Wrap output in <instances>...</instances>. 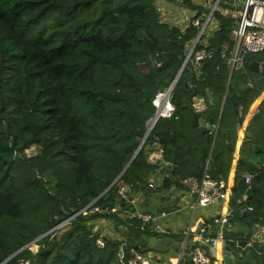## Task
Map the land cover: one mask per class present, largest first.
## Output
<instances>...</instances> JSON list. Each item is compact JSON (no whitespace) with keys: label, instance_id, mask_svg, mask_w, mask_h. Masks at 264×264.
<instances>
[{"label":"trees","instance_id":"obj_1","mask_svg":"<svg viewBox=\"0 0 264 264\" xmlns=\"http://www.w3.org/2000/svg\"><path fill=\"white\" fill-rule=\"evenodd\" d=\"M185 1L199 10L197 15L205 10ZM234 1L221 0L214 13L219 21L209 41L214 57L201 64L199 73L188 63L172 92L179 117L160 118L146 138L157 110L153 101L181 70L197 27L172 26L156 0H0V264H129L119 260L121 245L114 240L106 238L105 246H98L105 234L94 228V221L108 217L131 236L158 234L150 223L142 228L138 219L102 211L117 201L118 176L138 188L155 172L158 164L147 156L157 138L165 139V157L176 158L182 178L202 173L212 144L189 156L191 128L203 135L198 118L190 127L184 119L194 114L186 105L189 70L209 114L219 120L213 174L219 178L223 167L226 176L237 118L242 121L264 92V74L250 68L263 54L248 55L245 67L231 76L221 57L219 47L233 44L236 18L224 10L233 8ZM255 114L260 116L252 118L249 129L256 137L260 130L264 146V122L257 127L264 120V98ZM32 145L39 150L27 156ZM249 146L253 143L243 144L241 154L252 158ZM244 166L239 160L235 205L247 193L253 207L247 218L253 225L264 224V166L251 184ZM172 184L166 176L163 188ZM86 207L100 210L85 214ZM66 218L69 226L58 236L57 226ZM51 229L35 241L36 251L31 244L8 259ZM126 252L129 257V247Z\"/></svg>","mask_w":264,"mask_h":264},{"label":"built area","instance_id":"obj_2","mask_svg":"<svg viewBox=\"0 0 264 264\" xmlns=\"http://www.w3.org/2000/svg\"><path fill=\"white\" fill-rule=\"evenodd\" d=\"M176 1H179V3L186 2L185 0ZM207 1L211 0H193V4L202 6ZM214 1L216 2L212 9H209V11L206 12L202 10L199 15H197V12H199L197 9H188V12H184L186 8L176 6L177 8L181 9V11L183 10V12L177 11L179 14L177 17L179 19L176 21V23L178 25L183 24V30H185L190 25L198 28V35L192 40V45H190L191 47L185 60L186 65L188 63L193 64L195 70L198 73L200 72L201 64L206 59H212L215 54V49L209 46V41L213 32L218 28L219 25V21L214 17V13L219 7L221 0ZM169 4L171 3L169 2ZM158 9L161 13V16L163 18L166 17V13L161 11V5H158ZM203 11L205 13H202ZM224 12L236 18V23L232 27L230 34L233 44L231 42H224L222 46L219 47L221 50L222 60L228 65L231 76L234 72L242 70L245 67L246 58L248 55L253 53H264V0H243L240 8L239 6L235 5L234 1L233 8L224 10ZM198 45H202V47L198 48ZM219 68L220 64L217 65V69ZM249 84L250 86H253L252 82ZM169 89L170 87L163 92H159L153 101L157 108L156 112H158V114H155L150 120V126L148 128L149 130L151 129L155 120L156 124L160 118L179 117L176 115L177 109L172 101V92H170ZM148 134L146 135V138ZM146 138H144L140 148L144 144ZM213 147L214 143H212L210 154L206 159L204 169L199 176L192 175L186 178L181 177L178 183L172 184L168 189H165L163 188V182L167 176L165 175V171L172 170L174 168V162L172 160L166 159L164 146L161 142V139H155L152 145L153 150L148 153L147 160L153 165L158 164V167L154 173L147 177L148 188L150 190H157L159 187H161L163 193L164 191H168L170 195H189L191 197L189 210L193 212L194 216L197 210L201 207L215 205L220 200H229L231 198L232 188L228 186L224 179L222 180L216 178L213 174ZM253 176L254 175L251 174H245V180L248 184L252 183ZM120 177L118 176V178L114 181L115 183L118 182L116 192L118 203L110 207H104L102 211L108 213H118L119 216L124 220L138 219L142 222V228H144L146 224L150 223L156 232H163L164 227L161 223L156 222L158 217L154 215L153 211L150 210L149 207L141 206V203L145 201L143 192L139 191V193H136L134 185L127 183L124 180L119 181ZM163 193L159 194V196L163 195ZM249 198L250 196L247 193H244L237 200V206H244ZM121 203H123V205L128 209L122 207ZM88 207L84 208L85 214L100 210L99 207H94L88 211ZM247 210L251 211L253 210V207L249 204ZM164 214L165 213L162 215ZM71 217H74V215ZM216 222L225 226V230L230 232L235 231V225L231 220V210L222 212L220 218L216 219ZM208 231V227L204 226L203 224L197 227L195 224L191 223L188 227V230L186 231V234L187 236H190L191 233L194 232L195 234L193 233L192 239L194 242L190 246H183L181 249V255L186 253L187 249H190L189 254L195 264H225L223 261L220 263H214L212 256L210 255L215 251V249H219L218 246H220V242L224 238L220 239L222 235H219L221 237L210 236ZM262 237H264V224L257 223L251 238L260 240ZM251 238L248 241V246L254 245V242L251 240ZM97 244L99 247L105 246L106 238L104 235H101V237L97 239ZM34 248H36V251L38 246L36 245ZM126 248L127 246H125L124 243L121 245L119 250V260L122 263L128 262L129 264H156V256L152 254L151 251L145 252L134 247H129L130 255L128 257ZM29 263V261L22 262V264Z\"/></svg>","mask_w":264,"mask_h":264},{"label":"crops","instance_id":"obj_3","mask_svg":"<svg viewBox=\"0 0 264 264\" xmlns=\"http://www.w3.org/2000/svg\"><path fill=\"white\" fill-rule=\"evenodd\" d=\"M243 0H235V5L239 6L242 4ZM156 4L157 3L156 1ZM165 3H163L164 5ZM232 4V3H231ZM232 9V5L231 8ZM228 10V9H227ZM167 17V14H166ZM164 17V19L166 20V22H169L171 24H174L172 21H168L167 18ZM177 17V15H176ZM170 19V17H169ZM179 27H183V24L180 25H176ZM257 59V58H256ZM255 59V60H256ZM254 60V61H255ZM253 62V61H252ZM251 62V63H252ZM250 63V64H251ZM260 71H256L254 69H252L255 72L258 73H262L264 74V59L261 58L260 61ZM260 98H258V100L256 99V102H254L252 104V107L250 109V113L249 114H243V120L240 122H237V130H236V136H237V142L234 148L237 150V153L233 155V160H232V164L229 168V171L227 172L226 176L224 175L223 172V167H221V171L218 174L219 175V179H224L226 178L225 181L228 186L230 188H232V192H233V188L236 184V174L239 168V159L238 156L241 155V153H238V151H241V147L243 144L248 143V145H251L252 140L248 137L245 138V132L247 131H251L254 136L256 137V133H254V131H252L251 129H249L250 127V122L252 120V118H254L255 116H260V114H255L256 109L258 108V105L261 103V101L264 98V92L261 96H259ZM210 98V97H209ZM212 100H210L211 102ZM188 107L190 108V111H192L194 114H186V116L184 117L185 119V123L190 127L193 125V122L195 119L198 118L199 121V117L197 115V113L192 110L191 106L188 105ZM208 113H209V109H208ZM212 118H214L212 116V114H209ZM221 116V114H220ZM239 118L241 116H238ZM259 118V117H258ZM215 119V118H214ZM264 120L263 118H261L260 120H258V126H262ZM192 129V144L193 146L191 147V151H190V157H193V155L196 154V152L198 151L199 147H207V142H210L206 136V134L203 133L202 129L200 128V121H199V130L202 132L203 135H201V133L199 131H196L195 129ZM257 134L259 137H256L258 140L259 144H262V135H260V130H256ZM264 140V139H263ZM212 144V143H211ZM194 153V154H193ZM253 153V157L252 159L256 160V161H263L262 157H264L263 155H260L259 153ZM251 153V154H252ZM193 154V155H192ZM215 158V157H214ZM191 159V158H190ZM241 161V160H240ZM174 162V160H173ZM190 165V164H189ZM192 166V165H190ZM193 167V166H192ZM225 169V168H224ZM243 175L245 176V174H248V172L246 171L245 166L241 169ZM165 194V195H164ZM164 197L161 199V203L165 202L167 199V196H169L170 194L168 193V191H164L163 193ZM233 193L231 194V198L229 200L226 201H219L217 204L215 205H210V206H206V207H201L197 210L195 216L193 215V212L191 210H189V204L191 202V197L189 195H177L174 194L172 195V199L169 201L168 205L170 207L176 205L178 203V205L181 206V209L178 210L177 212H171L170 214H164L161 217H159L157 219L156 222H159L163 225L164 227V231L160 232L158 234L152 235V236H142L144 238L145 241H147L148 245H147V250L151 251L152 254H154L155 256H157L158 259H160L159 261H156V264H170V260L172 256H178V252H181L182 247L185 245L190 246L193 244L194 240L193 239V233H191L190 236H187L186 231L188 230V227L191 223L195 224L197 227L200 225H204L206 227H208L209 231L208 234H210V236H219L221 237L220 239H228V238H235L238 236H242L246 233L248 234H253V231L255 230L256 224L253 225L250 220L247 218V215H244V213L241 212H237L235 215H231V219L235 225V231L236 233L241 232L240 234H236L234 232H230L228 230H225V226H223L222 224L216 222V220L214 221H210L212 217L217 216L218 214H221L222 212L226 211V210H231V212L235 209H237V206L234 203L233 200ZM232 214V213H231ZM106 218H101L100 221L97 220L94 221V228L98 231H101L103 234L108 235V237L112 238L113 240H117V239H122L124 238L123 234L121 232H119V230L117 229L116 225L114 223H112L110 220H106ZM195 234V233H194ZM232 234H236V235H232ZM260 240L264 241V237H262ZM222 243L220 242V246H218L219 249H215V251L210 254L212 256V260L214 263H220V262H224V260H222ZM151 248V250H150ZM156 249V251H154V249ZM178 248L179 251L177 253L174 252V249ZM251 261L254 262L255 264L258 263V257L255 256L253 258H251Z\"/></svg>","mask_w":264,"mask_h":264},{"label":"water","instance_id":"obj_4","mask_svg":"<svg viewBox=\"0 0 264 264\" xmlns=\"http://www.w3.org/2000/svg\"><path fill=\"white\" fill-rule=\"evenodd\" d=\"M180 42L183 41V38H180ZM260 58H257L255 61H253L250 64V68L260 71ZM186 65V61L184 66ZM183 68L179 71L177 76L175 77L174 81L172 82L169 91L172 92V90L176 87L179 78L183 72ZM264 70V67H263ZM187 77L186 86L188 87V92L190 99L186 102V105H190L192 110H194L200 121V128L202 129L203 133L206 134L208 140L212 143H214L216 134L219 128V120L216 121L214 118H212L208 113V106L206 104L205 98L199 93V90L196 87V83L194 82V76L192 74V70H189V72L185 75ZM158 114V112H156ZM238 122H240V118H237ZM156 120L152 124V127L150 130H148L147 134L150 133L152 128L154 127ZM248 137L253 142V149L255 153H263L264 154V146L258 143L257 138L254 136V134L251 131L245 132V138ZM161 142L163 146L165 145V139H161ZM215 148L217 152L220 151V147L218 145H215ZM230 151L232 154H236L237 150L233 146H229ZM136 155V154H135ZM238 159L244 162L246 171L248 174L256 175L259 170L264 166V162L256 161L252 158H248L246 155H239ZM133 160V159H132ZM132 160L127 164L124 171L128 168ZM165 175L168 177H171L174 180V183H178L180 178L182 177L181 171L179 169V166L177 164L176 158L174 157V168L172 170H166ZM120 177V176H119ZM139 189L143 192L145 201L141 203V206L143 207H151L153 209V213L156 217H160L163 213L170 214L171 212H177L181 209V206L178 205V203L172 207L168 205L169 201L172 199V195L167 196V200L163 203H161V199L164 197L163 195H160L163 190L161 187H159L157 190H150L147 186V178L143 179V182H138ZM117 196V195H116ZM234 203L235 198L233 197ZM96 201V200H95ZM94 201V202H95ZM92 202V204L94 203ZM118 201H115V204H117ZM91 204V205H92ZM250 204V200L246 202V204L242 207H237V209L233 210L231 215H235L237 212H243L244 215H247L248 210L247 207ZM110 205V204H109ZM108 204H105L104 207L109 206ZM121 206L128 209L126 206L121 203ZM221 214H218L217 216H214L211 218L210 221H214L218 218H220ZM62 221V220H61ZM60 221V222H61ZM59 222V223H60ZM55 228V227H54ZM118 228L121 230L124 239L122 240H115L114 244L117 243H125V246H130L137 248L142 251H147V241L144 240V238L133 235L131 236L126 230L120 226ZM53 229V228H52ZM45 232L32 242L28 243L27 245L23 246L19 250H17L14 254H12L8 259L15 256L17 253L24 250L27 246L31 244H35V241L43 237L45 234H47L49 231ZM251 237V234H244L242 236H238L235 238H228L221 240L222 243V260H224L225 264H255L251 261V258L257 256L258 257V263L257 264H264V241L259 239H253L251 240L254 242V245L248 246V241ZM107 238V237H105ZM111 240L110 238H107ZM179 251L178 248L174 249V252L177 253ZM190 249L186 250V253L181 255V252H178V256H172L170 260V264H195L192 260V257L189 254ZM7 259V260H8ZM156 260H160L158 258H155ZM6 260V261H7ZM5 261V262H6Z\"/></svg>","mask_w":264,"mask_h":264},{"label":"rangeland","instance_id":"obj_5","mask_svg":"<svg viewBox=\"0 0 264 264\" xmlns=\"http://www.w3.org/2000/svg\"><path fill=\"white\" fill-rule=\"evenodd\" d=\"M157 1V3H159V4H157V6L158 5H161V11H163L164 13H166L167 14V20L168 21H172L174 24H172V26L173 25H177V23H176V21H178V17H176V15H179L178 14V12L177 11H179V12H183V10L181 11V9H179V8H177L176 6H180V7H182V8H186V10L184 11V12H188V9H192V10H194L193 8H192V6H190L188 3H186V2H183V3H179V1H176V0H156ZM169 2L171 3V4H169ZM215 2L216 1H214V0H211V1H207V2H205V4L204 5H202V7H204L205 8V12L206 11H209V9H212V7L215 5ZM163 3H165L164 5H163ZM201 6V5H200ZM198 10V9H197ZM202 12V13H205V12ZM200 13H201V11H200ZM169 17H170V19H169ZM190 45H192V41H190V42H188V51H189V49H190ZM261 54H263V56H264V53H261ZM258 98H260V97H258ZM258 98H257V100H258ZM254 102H256V100L254 101ZM250 112H248V114H249ZM194 129V128H193ZM191 133V132H190ZM237 140V139H236ZM237 142V141H236ZM236 142H235V145H234V147L235 146H237L236 145ZM248 149H252V150H254L251 146H249L248 147ZM38 147L36 146V145H32V146H30L29 148H27L26 149V154H27V156H32V155H35L37 152H38ZM238 153H241V151H238ZM260 155H263L262 153H259ZM262 159L264 160V157H262ZM226 178H224V180H225ZM226 181V180H225ZM227 182V181H226ZM134 189H135V191H136V193H139V191H140V189H139V187L138 188H136V187H134ZM74 216H75V214H73ZM77 216V215H76ZM100 219L101 218H96V222H97V220L98 221H100ZM68 220H69V218H66V219H64V220H62L60 223H59V225L57 226V227H61L60 229H61V231H59V232H57V235L58 236H60V234H61V232H62V230H64L67 226H69V223H67L68 222ZM106 220H110V219H108V217L106 218ZM105 220V221H106ZM112 223H114L112 220H110ZM92 222V221H91ZM68 228V227H67ZM66 228V229H67ZM32 246H34V247H36V244L35 245H32ZM33 247V248H34ZM121 247V246H120ZM36 249V248H35ZM154 249V251H156V249L155 248H153Z\"/></svg>","mask_w":264,"mask_h":264},{"label":"clouds","instance_id":"obj_6","mask_svg":"<svg viewBox=\"0 0 264 264\" xmlns=\"http://www.w3.org/2000/svg\"><path fill=\"white\" fill-rule=\"evenodd\" d=\"M186 60V59H185ZM184 63H185V61H184ZM184 65V64H183ZM183 67V66H182ZM186 67V66H185ZM182 69V68H181ZM184 70V69H183ZM182 74H183V72H182ZM181 74V75H182ZM181 77V76H180ZM180 79V78H179ZM174 90V89H173ZM173 90H172V92H173ZM157 109V108H156ZM157 111V110H156ZM156 114V113H155ZM216 139V138H215ZM212 143V142H211ZM215 148V141H214V147H213V149ZM213 159H214V157H213ZM141 191V190H140ZM163 193V192H162ZM116 195H117V193H116ZM117 197V196H116ZM112 206V205H111ZM107 207H109V206H107ZM150 208V210H152L153 211V209L151 208V207H149ZM82 210H80L79 212H81ZM79 212H77V213H79ZM161 217V216H160ZM159 218V217H158ZM59 225V224H58ZM117 227V226H116ZM120 227H122V226H120ZM122 228H124L125 230H126V232H128L127 231V228L126 227H122ZM117 229L119 230V232H121V230L117 227ZM122 233V232H121ZM129 233V232H128ZM159 233V232H158ZM105 237H107V238H110V237H108V235H104ZM251 236H252V234H251ZM143 238V237H142ZM251 238V237H250ZM111 240H113L112 238H110ZM122 239H124V238H122ZM121 239V240H122ZM117 240H120V239H117ZM115 241V240H114ZM118 244H120V245H122V244H124V243H118ZM128 247V246H127ZM130 247V246H129ZM147 251H149V250H147ZM147 251H145V252H147ZM155 258H157V256L155 257ZM156 260V259H155ZM157 261V260H156Z\"/></svg>","mask_w":264,"mask_h":264}]
</instances>
